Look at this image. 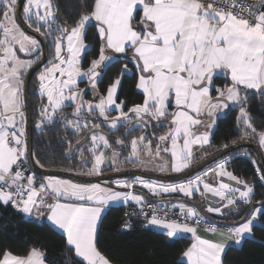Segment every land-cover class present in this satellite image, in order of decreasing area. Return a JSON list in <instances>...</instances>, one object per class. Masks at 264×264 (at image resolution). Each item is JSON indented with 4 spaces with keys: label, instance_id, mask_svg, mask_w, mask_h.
Masks as SVG:
<instances>
[{
    "label": "snow or ice",
    "instance_id": "obj_1",
    "mask_svg": "<svg viewBox=\"0 0 264 264\" xmlns=\"http://www.w3.org/2000/svg\"><path fill=\"white\" fill-rule=\"evenodd\" d=\"M21 3L27 26L49 39L52 46V54L36 78L41 97L36 127L55 122L58 117L65 128H72L77 134L89 129L76 141L77 147L89 144L86 151L90 153L91 167L81 174L100 175L108 160L116 170L120 153L112 149L100 124H91L89 128L88 116L93 113L103 117L110 128H116L121 121L132 126L133 117L135 126L141 128H146L150 120L157 121L158 127L166 122L165 132L158 137L153 134L155 146L143 134L134 136L125 158L144 166L151 163L161 172L181 173L188 169L194 146L210 144L216 114L230 105L240 106L236 119L241 138L258 139L264 148V130L253 126L245 106L248 90L264 94V0L252 5H245L242 0H86L84 10L71 25L58 20L55 0H0V203H10L29 215L34 210L39 215L46 214L47 220L62 230L66 245L81 258L80 264H112L97 248V222L110 202L121 199L141 205V214H145V208L150 209L147 223L164 230L169 238L192 234V243L182 252L185 264H223L229 241L240 244L246 234H252L254 222L264 215V201H258L250 213L222 230L183 202L171 207L165 202L161 208L144 205L143 196L131 191L121 192L99 183L45 176L37 186L34 175L25 176L24 165L29 161L24 76L42 56L40 41L28 35L16 21ZM92 26L99 37V55L83 69V55L89 50L85 37ZM129 51L138 73L136 88L142 92L143 102L125 112L124 101L117 103L116 97L122 76L129 71L127 65L108 85L106 94H99L97 84L102 75L99 69L116 58L113 54L127 55ZM18 52L29 58H22ZM221 75L229 82L217 86L215 80ZM85 78L94 97L98 96L95 102L85 100V90L78 86V81ZM67 107L72 108L70 113L64 111ZM111 110L118 114L109 116ZM205 116L211 118L210 122L202 119ZM201 126L204 131H199ZM116 144L123 146L125 142L117 139ZM71 148L70 144V151ZM109 149L110 157L106 155ZM84 151L81 147V159L88 163ZM227 162L228 158L222 159L213 168L180 183L164 184L139 176L111 183L127 189L140 184L155 194L179 191L187 197L200 192L203 185L202 196L211 193L221 202L219 206H209V213L219 214L229 206L236 208L238 200L251 206L253 186L227 171ZM36 163L45 167L39 160ZM209 173H214L219 181L216 186L205 180ZM256 173L264 182V166L257 167ZM223 177L236 186L224 182ZM176 207L180 209L179 215L171 219L170 211ZM190 220H195L196 226L188 223ZM200 225L224 239L201 237L197 234ZM0 264H46V254L35 246L24 255L5 249L0 253Z\"/></svg>",
    "mask_w": 264,
    "mask_h": 264
},
{
    "label": "trees",
    "instance_id": "obj_2",
    "mask_svg": "<svg viewBox=\"0 0 264 264\" xmlns=\"http://www.w3.org/2000/svg\"><path fill=\"white\" fill-rule=\"evenodd\" d=\"M85 2L86 0H55L58 6V20L66 21L71 25L84 10L83 5ZM46 40L48 42L49 54L51 42L49 39ZM85 43L89 45V50L83 55V69H87L90 61L99 55V37L94 26L87 29ZM113 55L116 58L109 62L106 68L102 67L101 69L102 75L97 84V89L99 94H105L108 85L121 75V69L124 65H127L131 71L123 74L116 97L118 103L124 101L123 110L127 112L134 104H139L143 101V94L135 89L138 73L136 72L134 63L131 62L130 51L127 55ZM39 71L40 69L32 75L29 82L33 124L32 154L34 161L39 160L45 166L44 168L71 169V171H75L81 166L75 155L79 147L73 154H70V144L72 146L88 129H82L80 134H77L72 128H65L58 117L55 122H46L39 129L35 128V123L38 120L39 104H41L36 79ZM228 82L224 79L223 75L217 77L215 80L217 86H223ZM80 84L83 83L81 82ZM212 95H216L214 90ZM97 98L98 96L92 98V92L89 90L84 91V99ZM245 106L253 118V126L258 131L263 130L264 94L260 92L248 93ZM239 107L231 105L227 112H224L217 118L215 127L210 135V145L216 147V150L221 148L222 145L229 144L240 138L236 119ZM64 111L70 113L72 108L67 107ZM113 111H109L108 115L111 116L114 113ZM89 118L93 123L102 120L97 113H93ZM157 123V121L151 120L148 126L142 129L141 127L129 126L127 122L121 121L112 130L104 125L100 129L101 132L107 135L112 146L120 148V151L125 153L124 151L127 150L128 142L134 136L138 137L143 133L149 139L155 141L153 138L154 133L158 137L167 130L166 124L163 127H158ZM126 128L128 131H125ZM117 139L125 142L123 148L120 147L121 145L116 144ZM241 149H245L248 155H242ZM262 151L264 154V148ZM211 153L213 151L206 154L209 155ZM223 157H229L226 168L230 172L240 179L251 182L253 186L252 202L264 201V182L259 179L256 173L258 165L253 151L247 147H240ZM201 158H194L196 160H193L192 163ZM253 160L256 161L255 164L252 163ZM212 163L204 168L210 166ZM35 177L37 180L43 178V176L37 174H35ZM132 190H137V188H133ZM141 192L146 197H149L144 190L141 189ZM173 195L180 194L175 192ZM192 198H197V196L194 194ZM128 205L130 204L110 205L102 213L96 231L98 250L113 264H185V260L182 259V252L190 244L191 238L186 235H180L171 239L164 231L150 227L145 221L138 218H130L129 227L123 229L122 223L129 217L125 212V208ZM189 207L195 208L204 216L195 206L189 204ZM248 207L249 205L242 202L241 207L238 206L237 208L239 210L242 209L243 212L239 211L238 214L240 215H236L233 218H240ZM209 216L204 217L207 219H212L211 216L214 217L212 214ZM252 235V238H243L237 247H227L226 253L223 254V263L264 264V215H260L256 222H254ZM33 246L45 252L46 261L50 264H80L81 260L66 245V238L62 232L55 229L44 218L38 220L28 217L23 212L14 208L10 203L7 205L0 203V253L7 249L12 251L13 254L24 255Z\"/></svg>",
    "mask_w": 264,
    "mask_h": 264
},
{
    "label": "water",
    "instance_id": "obj_3",
    "mask_svg": "<svg viewBox=\"0 0 264 264\" xmlns=\"http://www.w3.org/2000/svg\"><path fill=\"white\" fill-rule=\"evenodd\" d=\"M22 7H23V4L21 3L19 6V12L16 16V21L24 30H26L29 34L33 35L37 40L40 41V46H41V53L40 54L42 56L41 60L38 61L37 64L33 66V68L29 69L28 73L24 76V103H25L24 111H25V117H26V123H25L26 137L25 138H26L27 146H28V161H29L28 164L35 174H37L39 176H43V177H45V176L64 177V178H68V179L78 181V182H102V183L105 182V183L110 184V186H113L115 188H122V187H118L116 185H113L110 182L113 178H117V177L139 176V177H142V178L148 179V180H157V181H161V182H171V181H178V180L186 178L192 174H195L196 172L200 171L201 169H203L208 164L216 161L217 159L225 156L227 153L232 152L235 149L240 148V147H247V148L251 149L253 151V153L255 154L258 167L264 166V154H263V151H262L261 147L259 146V144L252 139L239 138L235 141L236 143L231 142V143L227 144L228 145L227 148L221 147L218 150H216L215 152H213V153L203 157L202 159L190 164L189 168L185 169L181 173H174V172L170 171V172H166L163 174H159V173L144 171V170L133 168V167H126V168H121V169H117V170H108V171L102 172L100 175H82L78 172L65 171L64 169L44 168V167L41 168L34 161L33 154H32L33 124H32V111H31L30 94H29V82L31 80L32 75L37 70L41 69V67L47 63L48 42L45 39V37L41 36L39 33L34 32L31 28H29L27 26L26 22L22 18V11H21ZM89 88L92 92V98H94L93 91H92L90 86H89ZM248 93H257V91L248 90ZM230 107H231V105L229 106V108ZM229 108L225 109L223 111V113L227 112ZM88 131H89V129L86 132H88ZM84 134L79 139H82L84 137ZM77 148L78 147L76 146V142H75L71 148L70 154H73V152ZM222 179H223V181H225L227 183H231V184H233V186H236L234 181H229L228 178H226V177H223ZM239 187L243 188L242 185H239ZM122 189H125V188H122ZM203 197H204V202L206 204H208L209 206H219L221 203L220 198L213 196L211 193H207ZM155 199L159 200V201L176 200V201H180V202H186L188 204L195 206L198 210H200L203 213L204 216H207V217L209 216V214H207L199 206L197 201H194V200L186 198V197L172 196V197H160V198H155ZM201 201L203 202V200H201ZM256 205H257V202H254L251 206H249L246 209L245 213L241 217L248 214L249 209L251 207L256 206ZM231 209H233L232 206H229L227 208H222L221 213H225ZM211 218H212V220H214L218 223H228V222L233 223V222L238 221L240 219V218H238V219H235L232 221H224V220H220L218 218L212 217V216H211Z\"/></svg>",
    "mask_w": 264,
    "mask_h": 264
},
{
    "label": "rangeland",
    "instance_id": "obj_4",
    "mask_svg": "<svg viewBox=\"0 0 264 264\" xmlns=\"http://www.w3.org/2000/svg\"><path fill=\"white\" fill-rule=\"evenodd\" d=\"M22 12H23V7H22V10H21ZM18 23V22H17ZM20 26V25H19ZM21 27V26H20ZM22 28V27H21ZM23 29V28H22ZM24 30V29H23ZM28 35H31V34H29L26 30H24ZM31 36H33V35H31ZM51 46V45H50ZM51 54H52V46H51V49H50V53L48 54V58H47V61H48V59H49V57L51 56ZM18 55H20L22 58H28L27 56H25V54H23V53H19L18 52ZM47 64V63H46ZM45 64V65H46ZM45 65H43L42 67H41V69L45 66ZM40 69V70H41ZM102 69V68H101ZM101 69H99V71H101ZM39 73V72H38ZM38 75V74H37ZM81 81V80H80ZM79 81V82H80ZM78 82V86H80V85H83L84 83H88V81H87V79H84V80H82L81 82L83 83V84H80ZM98 99V98H97ZM97 99H94L93 101L95 102ZM85 100H92V99H85ZM44 102H46V99L44 100ZM39 106H40V104H39ZM233 106V105H232ZM116 114H117V112H116ZM223 114V111L222 112H218L217 114H216V117H215V123H216V120H217V118L218 117H220L221 115ZM238 114H239V111H238ZM85 115H87V114H85ZM93 115V114H92ZM112 115V114H111ZM217 115H219V116H217ZM116 116V115H115ZM38 120H39V114H38V118H37ZM88 121L90 122L89 123V125L91 126V124H96V123H93L91 120H90V118H89V116H88ZM134 119V118H133ZM38 120L36 121V123H35V128L36 129H39V128H37L36 127V124H37V122H38ZM210 120H211V118H209L208 117V120L206 121V122H210ZM151 121V120H150ZM150 121H149V123H150ZM134 122V121H133ZM215 123H214V125H213V128H214V126H215ZM24 127H25V125H24ZM237 128H238V131H239V137L241 138L242 137V133H241V131H240V128L237 126ZM264 130V129H263ZM143 134V133H142ZM141 134V135H142ZM143 135H145V134H143ZM140 136V135H139ZM137 137V136H136ZM248 139H252V140H254V141H256L257 143H258V139H254V138H252L251 136H249V137H247ZM89 139V138H88ZM130 141H131V139H130ZM130 141L128 142V146L126 147L127 148V152H125V153H123V152H121L120 150V157H119V160L117 161V163H116V166H115V169L117 170V168H120L121 167V165H124V163H126L127 165H129L130 167H133V168H137V169H141V170H144V171H149V172H154V173H159V174H163V173H166V172H168V171H165V172H161V171H158V170H155V168H154V165L153 164H151V163H149L147 166H144V165H139V164H136L135 162H127V161H125V158L128 156V153L130 152V150H131V148H130ZM155 143H156V141H153V146H155ZM259 144V143H258ZM86 146V145H85ZM260 146V145H259ZM124 147V145L123 146H121V148H123ZM222 147H223V145H222ZM80 149V148H79ZM78 149V150H79ZM262 150H263V148H261ZM218 150V149H217ZM111 151H112V149H110L109 150V152H106V155L107 156H111ZM117 151V150H116ZM215 152L216 151V147H214V146H211V147H209V148H207V149H205V150H203L202 152H201V154L200 155H198L197 156V158H203V157H205V156H207V154L208 153H210V152ZM240 152H241V154L242 153H245L246 151H245V149H241L240 150ZM207 153V154H206ZM77 154V152L75 153V155ZM86 158H88V163H84V161H82V163H80L81 164V168H79V169H81L78 173H87V171H88V169L91 167V160H90V153H87V156H86ZM201 158V159H202ZM222 158H224V157H221V158H219V159H221L222 160ZM226 158H228V160H229V157H226ZM225 159V158H224ZM194 160H196V159H194ZM220 160H218V161H215V162H213V164H211V166H209V167H206L207 169H209L210 167L211 168H213L214 167V165L216 164V163H218ZM105 164H111V160H108V161H106L105 162ZM128 166V167H129ZM103 167V166H102ZM113 168V167H112ZM206 168H204V169H202V170H200V171H198V172H196L195 174H192V175H190V176H188V177H186V178H183V179H181V180H178V181H171V182H161V181H158V182H160V183H164V184H170V183H180V182H183V181H186L187 179H189L190 177H192V176H195L196 174H198V173H201V172H205V171H207V169ZM85 170V171H84ZM226 170H228L227 168H226ZM82 175H87V174H82ZM135 177H137V176H135ZM60 178V177H59ZM119 178H121V177H119ZM69 180H71V179H69ZM148 180V179H147ZM205 180L207 181V182H210V183H212L213 184V186H216L217 184H218V180H217V178H216V176H215V174L214 173H209V175L207 176V177H205ZM157 181V180H156ZM73 182H76V183H89V182H77V181H73ZM90 183H92V182H90ZM105 183V182H104ZM227 183V182H226ZM250 185H251V182H248ZM105 184H107V183H105ZM148 189H146V191H147ZM149 191V190H148ZM176 192H179V191H176ZM201 192H203V185H200V192H194L193 193V195L195 194L196 196H197V198H196V200H204V197L201 195ZM182 195H184V193H182V192H180ZM181 195V196H182ZM193 195L191 196V197H188L189 199L190 198H192L193 197ZM185 196V195H184ZM186 198H187V196H185ZM171 203H174V202H171ZM254 202H252L251 203V205L253 204ZM174 204H177V203H174ZM241 204H242V201H237V205H236V207H238V206H240L241 207ZM258 205H256V206H254V207H251L250 209H249V213H250V211L251 210H253V208H255V207H257ZM201 207H202V209L207 213V214H209V215H211V214H213V213H209L208 211H207V208L209 207V205H207L206 203H204V202H202L201 203Z\"/></svg>",
    "mask_w": 264,
    "mask_h": 264
},
{
    "label": "crops",
    "instance_id": "obj_5",
    "mask_svg": "<svg viewBox=\"0 0 264 264\" xmlns=\"http://www.w3.org/2000/svg\"><path fill=\"white\" fill-rule=\"evenodd\" d=\"M138 15L139 14H137V18H138ZM29 58V57H28ZM129 69V68H128ZM131 70L129 69V71H128V73L130 72ZM86 79V78H85ZM84 80V79H83ZM115 80V79H114ZM137 81H138V75H137V79H136V83H137ZM79 82V81H78ZM136 83H135V89L138 91V92H141L140 90H138L137 88H136ZM142 93V92H141ZM105 94H106V92H105ZM143 102V101H142ZM118 103V102H117ZM120 103V102H119ZM170 111L171 110H173V107L172 106H170V109H169ZM98 114V113H97ZM118 114V113H117ZM116 114V111L114 110V114H113V116L112 117H114L115 115H117ZM217 116H219V115H217ZM101 118H103V117H101ZM202 119H204L205 120V122L208 120V117H203ZM165 124L167 125V123L165 122ZM215 127V126H214ZM214 128L212 127V129H211V131H210V135H211V132H212V130H213ZM205 129H204V127L203 126H201L200 128H199V131H204ZM88 140H90V137H89V139ZM86 145V146H85ZM81 147L83 148V149H85V151L83 152V156L86 158V156H87V153H89L88 151H86V149L89 147V144L86 142V143H84L82 146H80L79 148V150H77L76 152H77V154H76V156H77V158H78V160H79V162L80 163H82V159H81ZM121 147V146H120ZM209 147H211V145L210 144H207V145H203V146H194V153H193V157H192V161L194 160V158H196L198 155H200L201 154V152L203 151V150H205V149H207V148H209ZM112 149H115V150H117V152H120L119 150H120V148H118V147H115V146H112ZM110 150V149H109ZM109 150H107L106 152H109ZM125 152H127V150H125ZM170 158V157H169ZM224 158H226V157H224ZM224 158H222V159H224ZM218 160H221V159H218ZM217 160V161H218ZM192 163V162H191ZM213 164V163H212ZM129 165H127L126 163H124V165H121V167L120 168H117V169H121V168H126V167H128ZM211 166V165H210ZM130 167V166H129ZM209 167V166H208ZM212 167V166H211ZM210 167V168H211ZM79 168H81V167H79ZM79 168H77L75 171L76 172H79L81 169H79ZM207 169V168H206ZM108 170H114L113 168H112V166H111V164H104L103 165V171L102 172H105V171H108ZM208 170V169H207ZM85 171V170H84ZM227 171H229V170H227ZM168 172H170V171H168ZM230 172V171H229ZM61 179H68V178H64V177H60ZM227 178V177H226ZM43 179V178H42ZM42 179H39L38 181H40V180H42ZM72 181H74V180H72ZM78 182V181H77ZM225 182V181H224ZM90 183V182H89ZM92 183H99V184H101L102 186H110V184H105V183H102V182H92ZM110 187H112L113 189H115V190H117V191H121V192H125V191H131V192H133L135 195H138V196H143V198H146V196L141 192V189L140 188H138L137 190H125V189H122V188H115V187H113V186H110ZM146 189L147 188H144V191H145V193H147L148 194V196L149 197H153V198H160V197H172V196H180V195H182L180 192H176V193H178V194H180V195H173L175 192H170V193H163V192H160L159 194H155V193H152V192H150V191H146ZM143 190V189H142ZM181 197H185L184 195H182ZM188 198V197H187ZM62 202H64V201H62ZM166 202H169L170 204H172V205H178L179 203H181L180 201H176V200H167ZM171 202H174V203H177V204H174V203H171ZM127 203H136L135 201H131V200H129V201H124V200H119V201H113V202H110L109 203V205H107L105 208H104V210L102 211V213L106 210V208L108 207V206H110V205H118V204H127ZM184 204H186L187 206H189V204H187L186 202H183ZM102 213H101V215H102ZM25 214V213H24ZM26 216H28V217H32V218H37V213L35 212V210L33 211V213L31 214V215H29V214H25ZM44 220H46L48 223H50L51 224V222L50 221H48L47 220V215L45 214L44 215ZM138 219H141V218H138ZM100 220V219H99ZM99 220H98V222H97V226H98V223H99ZM141 220H143V221H145L146 222V224H148L147 223V219H141ZM256 222V221H255ZM221 224H227L228 226H232V224L233 223H230V222H228V223H221ZM52 225V224H51ZM149 225V224H148ZM53 226V225H52ZM150 227H153V228H157V229H160V228H158V227H156V226H152V225H149ZM54 227V226H53ZM221 227V226H220ZM219 227V228H220ZM55 228V227H54ZM55 229H57L58 231H60V232H62V230H60V229H58V228H55ZM222 230H226V229H223V228H221ZM160 230H162V229H160ZM162 231H164V230H162ZM197 234L198 235H200L201 237H203V238H207V239H211V240H216V241H220V240H223L224 239V237H222V236H220L219 234H212V233H210V232H207V231H205V229L204 228H201V227H199V226H197ZM181 235H186V236H189L190 238H191V240H190V244L192 243V234L191 233H184V234H181ZM245 237H247V238H252L253 237V235L251 234V235H245L244 236V238ZM174 238H176V237H174ZM171 239H173V238H171ZM243 239V238H242ZM189 244V245H190ZM188 245V246H189ZM240 244H236L235 243V241L233 240V241H229V246L228 247H237V246H239ZM73 251H74V249H72ZM27 253V252H26ZM74 254H75V252H74ZM79 258V257H78ZM80 260H81V258H79ZM182 259H184L185 260V258H183L182 257ZM46 264H50V263H48L47 261H46ZM113 264V263H112ZM223 264H225V263H223Z\"/></svg>",
    "mask_w": 264,
    "mask_h": 264
},
{
    "label": "built area",
    "instance_id": "obj_6",
    "mask_svg": "<svg viewBox=\"0 0 264 264\" xmlns=\"http://www.w3.org/2000/svg\"><path fill=\"white\" fill-rule=\"evenodd\" d=\"M238 2H241V0H238ZM242 2L245 4V5H252V4H258L259 3V0H242ZM24 169H25V176L27 175H34L35 176V173L32 171V169L30 168L29 164L27 163L26 165H24ZM134 177H117V178H113L111 181L113 180H116V179H127V180H131L133 179ZM147 180V179H146ZM110 181V182H111ZM38 183L39 181L37 180V186H38ZM115 185V184H113ZM117 186V185H116ZM133 188H140V189H143L144 190V187L140 184H136L133 186ZM131 188V189H133ZM131 189H127L125 188V190H131ZM165 202L166 201H159V200H156L155 198L153 197H146L144 198L143 200V204L144 205H152V206H159L161 208L165 207ZM168 203V206L171 207L172 204H170L169 202ZM41 211H44L43 209ZM125 212L126 214L129 216L127 217L123 223H122V228L123 229H127L129 227V219L130 218H141V219H146V216L147 217H150L151 216V210L148 209V208H145V214H141V205H138L137 203H130V205L126 206L125 208ZM172 212H174L176 215H172ZM179 212H180V209L179 207H176L174 209H171L170 211V218L171 219H177L178 215H179ZM199 212V211H198ZM200 213V212H199ZM202 216V215H201ZM44 217V215H39L37 214V218L38 220H41L42 218ZM208 222L210 223H215L218 227L220 228H223V229H226V227H228L227 224H221V223H218L212 219H207ZM188 223H190L191 225L193 226H196L195 225V220H190L188 221ZM125 225H127V227H125ZM199 227L201 228H204L203 225H200Z\"/></svg>",
    "mask_w": 264,
    "mask_h": 264
},
{
    "label": "flooded vegetation",
    "instance_id": "obj_7",
    "mask_svg": "<svg viewBox=\"0 0 264 264\" xmlns=\"http://www.w3.org/2000/svg\"><path fill=\"white\" fill-rule=\"evenodd\" d=\"M79 88L84 89L85 91L89 90V91L91 92L88 83H84L83 86L80 85ZM92 100H94V99H92ZM111 111H113V110H111ZM113 112H114V111H113ZM113 114H114V113H112L111 116H113ZM101 119H102V120H99V122H97L98 124H100V128H101L102 125H104V126H107V128H109L110 130L113 129V128H110L109 125H108L107 123L104 122L103 118H101ZM97 123H96V124H97ZM118 123H119V122H118ZM132 127H139V126H135V123L133 122ZM101 129H102V128H101ZM101 129H100V131H101ZM142 129H144V128H142ZM102 133H103V132H102ZM74 143H75V142H74ZM74 143H73V144H74ZM73 144H72V146H73ZM190 199H192V200H194V201H197L198 204H199V206L201 207V203H202L201 200L198 201V200H196V198H190ZM203 202H204V200H203ZM204 203H205V202H204ZM224 203H226V202H224ZM207 205H208V204H207ZM201 208H202V207H201ZM236 208H237V207H236ZM236 208H233V209H231V210H229V211H227V212H225V213H219V214H217V213H213L212 215H214L215 218H218V219H220V220H224V221H232V220H235L233 217H235L236 215H240V214H238V213H239V211H242V209L239 210V211H237ZM231 212H233V213L230 214ZM242 212H243V211H242ZM227 214H229V215H227Z\"/></svg>",
    "mask_w": 264,
    "mask_h": 264
}]
</instances>
